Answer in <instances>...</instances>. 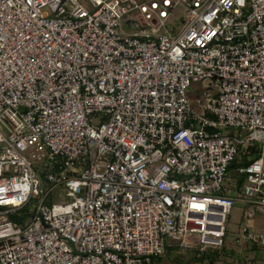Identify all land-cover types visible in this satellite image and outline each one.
<instances>
[{"label":"built area","instance_id":"2783aa9c","mask_svg":"<svg viewBox=\"0 0 264 264\" xmlns=\"http://www.w3.org/2000/svg\"><path fill=\"white\" fill-rule=\"evenodd\" d=\"M61 1L0 0V264L264 248V0Z\"/></svg>","mask_w":264,"mask_h":264},{"label":"rangeland","instance_id":"374dc122","mask_svg":"<svg viewBox=\"0 0 264 264\" xmlns=\"http://www.w3.org/2000/svg\"><path fill=\"white\" fill-rule=\"evenodd\" d=\"M222 130L225 133H236L240 136L245 133L244 130L238 128H222ZM59 193L54 196L52 199L53 201L65 200V197ZM47 202H50L49 197L47 198ZM243 208H245V206L242 205L240 201L232 208L228 216V231L235 234L239 232L242 225L246 224L256 234L263 232L264 213L255 212L253 217L246 218L242 216ZM226 239V243L229 246L228 253L220 258L217 264H235V262L240 260L249 261L250 264H264V248L260 250L255 248L248 249L244 246L239 247L236 243V237H226ZM210 252L213 253L214 251L210 250ZM160 262L162 264H203L202 258H199L194 250H184L180 247H171L168 252L161 257Z\"/></svg>","mask_w":264,"mask_h":264},{"label":"trees","instance_id":"16d2710c","mask_svg":"<svg viewBox=\"0 0 264 264\" xmlns=\"http://www.w3.org/2000/svg\"><path fill=\"white\" fill-rule=\"evenodd\" d=\"M252 155H253V157H255V155H256V150L255 149H253ZM235 165H237V163L231 164V167H233ZM243 181H244V176L243 175L238 176L239 185H241ZM223 250H224L225 254L228 253V249L224 248ZM204 256L208 257L212 261L213 264H217L219 259H220L219 254L216 253L215 251L213 253H211V252L209 253L208 252ZM153 264H162V263L159 262V260H156L155 263H153Z\"/></svg>","mask_w":264,"mask_h":264},{"label":"water","instance_id":"95a60500","mask_svg":"<svg viewBox=\"0 0 264 264\" xmlns=\"http://www.w3.org/2000/svg\"><path fill=\"white\" fill-rule=\"evenodd\" d=\"M62 1H64V0H62ZM62 1H61V2H62Z\"/></svg>","mask_w":264,"mask_h":264}]
</instances>
